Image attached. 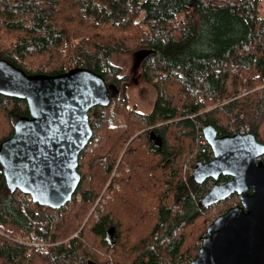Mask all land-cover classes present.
I'll return each instance as SVG.
<instances>
[{"label": "trees", "instance_id": "obj_1", "mask_svg": "<svg viewBox=\"0 0 264 264\" xmlns=\"http://www.w3.org/2000/svg\"><path fill=\"white\" fill-rule=\"evenodd\" d=\"M262 4L0 0V59L29 74L65 72L76 62L103 75L112 91L108 106L89 111L94 134L79 155L81 181L66 206L21 200L0 164V264L193 260L208 225L239 203L237 194L202 203L216 182L198 183L190 172L213 158L204 127L229 135L248 125L264 143ZM137 51L146 53L141 77L156 91L147 113L129 105L128 75L112 61ZM27 115L25 100L0 94V143Z\"/></svg>", "mask_w": 264, "mask_h": 264}, {"label": "water", "instance_id": "obj_2", "mask_svg": "<svg viewBox=\"0 0 264 264\" xmlns=\"http://www.w3.org/2000/svg\"><path fill=\"white\" fill-rule=\"evenodd\" d=\"M0 94L25 100L30 111L0 143V164L9 189L30 194L41 206H66L81 181L79 155L94 134L89 111L111 102L107 81L84 66L57 74H29L0 59ZM203 134L213 158L197 161L191 175L198 183L216 181L202 198L203 205L233 194L239 203L208 225L198 255L188 264H264V158H259L264 143L250 132L219 135L213 125L205 126ZM151 135L162 144L153 131ZM221 175L229 179L218 182Z\"/></svg>", "mask_w": 264, "mask_h": 264}, {"label": "rangeland", "instance_id": "obj_3", "mask_svg": "<svg viewBox=\"0 0 264 264\" xmlns=\"http://www.w3.org/2000/svg\"><path fill=\"white\" fill-rule=\"evenodd\" d=\"M260 10L264 14L263 4L260 6ZM145 54L144 51H137L129 55L115 53L112 56V61L121 66L123 74L128 75L126 86L129 105L147 113L154 106L156 91L152 85L145 82L141 77V61Z\"/></svg>", "mask_w": 264, "mask_h": 264}, {"label": "built area", "instance_id": "obj_4", "mask_svg": "<svg viewBox=\"0 0 264 264\" xmlns=\"http://www.w3.org/2000/svg\"><path fill=\"white\" fill-rule=\"evenodd\" d=\"M75 64H76V62H71L70 63L71 68L75 67L76 66ZM92 121H93V118H90V123ZM249 130H250V127L248 125H244V126H241L239 129H232V132H233V134L234 133H237V132L242 133V134H245V133H248ZM259 158H264V154L261 155V156H259ZM193 168H194V164L190 167V172L191 173H192ZM185 170H189V166L188 167L186 166L185 167ZM20 199L21 200H26V199L29 200V199H32V197H31L30 194H26V193L21 192ZM98 202H97V204H98ZM96 217H98V214L97 213H96ZM15 240L17 242H19V243H29V242H25V240L22 237H20V236H16L15 237Z\"/></svg>", "mask_w": 264, "mask_h": 264}]
</instances>
